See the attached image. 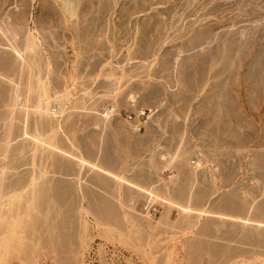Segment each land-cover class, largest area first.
Returning <instances> with one entry per match:
<instances>
[{
    "label": "rangeland",
    "instance_id": "obj_1",
    "mask_svg": "<svg viewBox=\"0 0 264 264\" xmlns=\"http://www.w3.org/2000/svg\"><path fill=\"white\" fill-rule=\"evenodd\" d=\"M260 223L264 0H0V264H264Z\"/></svg>",
    "mask_w": 264,
    "mask_h": 264
},
{
    "label": "crops",
    "instance_id": "obj_2",
    "mask_svg": "<svg viewBox=\"0 0 264 264\" xmlns=\"http://www.w3.org/2000/svg\"><path fill=\"white\" fill-rule=\"evenodd\" d=\"M81 159H83V158H78V160L82 163V161H81ZM82 165H92V167L95 169V170H97V171H101V172H103V173H105V174H107V175H110V176H113V177H116V179H118L120 182H123V183H125V184H127V185H129V186H131V187H133V188H135V189H137V190H140V191H145V189L142 187V186H140V185H138V184H135V183H133V182H131V181H129L128 179H125V178H121V177H119V176H117V175H115V174H113L111 171H109V170H107V169H102V168H100V167H98L97 165H95V164H91V163H89L88 161H86V163H82ZM84 167V166H83ZM150 195H153L152 193H149ZM166 203H168V204H170V205H172L173 203L170 201V200H166ZM175 205V204H174ZM175 207H177V208H179L178 206H175ZM182 208V207H181ZM182 209H185L186 211H192L193 212V210L191 209V208H182ZM199 212V213H198ZM197 212V214H201V215H211L212 213L210 212H206V211H198ZM170 215V212H168V211H166V213L165 214H163V216H169ZM212 216H218L217 214H215V215H212ZM228 216H224V218H227ZM230 217H228V219H229ZM245 222H250V221H248V220H244ZM260 225H263L264 226V223H260Z\"/></svg>",
    "mask_w": 264,
    "mask_h": 264
},
{
    "label": "built area",
    "instance_id": "obj_3",
    "mask_svg": "<svg viewBox=\"0 0 264 264\" xmlns=\"http://www.w3.org/2000/svg\"><path fill=\"white\" fill-rule=\"evenodd\" d=\"M152 113H153V108L141 109L137 112V114H135V117L132 114H128L126 115V118L129 120H133L136 117L149 116ZM105 115H120L121 116V112H119L115 107H111L105 110ZM145 210L147 213H150V214L157 215L158 213H160V208L158 206H153L150 204L145 206Z\"/></svg>",
    "mask_w": 264,
    "mask_h": 264
},
{
    "label": "bare ground",
    "instance_id": "obj_4",
    "mask_svg": "<svg viewBox=\"0 0 264 264\" xmlns=\"http://www.w3.org/2000/svg\"><path fill=\"white\" fill-rule=\"evenodd\" d=\"M81 161H82V163H86V160H84V159H81Z\"/></svg>",
    "mask_w": 264,
    "mask_h": 264
}]
</instances>
